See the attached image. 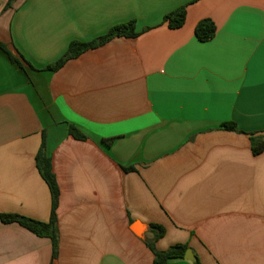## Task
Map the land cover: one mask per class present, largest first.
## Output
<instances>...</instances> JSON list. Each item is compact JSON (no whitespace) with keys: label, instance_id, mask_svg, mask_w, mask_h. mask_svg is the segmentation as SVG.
<instances>
[{"label":"crops","instance_id":"0c3cea01","mask_svg":"<svg viewBox=\"0 0 264 264\" xmlns=\"http://www.w3.org/2000/svg\"><path fill=\"white\" fill-rule=\"evenodd\" d=\"M8 1L0 41L34 69L0 49V215L50 220L44 135L61 195L57 258L49 238L0 218V264H154L150 224L166 228L159 251L188 244L200 264H264V152L249 136L264 135V0H19L4 11ZM183 5L181 28L163 24ZM205 19L217 32L201 42ZM130 21L137 37L45 69L73 41Z\"/></svg>","mask_w":264,"mask_h":264},{"label":"trees","instance_id":"16d2710c","mask_svg":"<svg viewBox=\"0 0 264 264\" xmlns=\"http://www.w3.org/2000/svg\"><path fill=\"white\" fill-rule=\"evenodd\" d=\"M19 0H9L6 4L4 11L12 9L14 4ZM187 18V5L180 6L175 10L169 12L164 16L163 24H167L170 29L181 28ZM217 27L211 19H205L198 23L196 26L195 34L199 41L208 42L215 37ZM138 36L136 32V22L130 21L121 23L113 26L109 32L95 40L90 42L73 41L67 53L57 62L48 65L45 69L49 71L60 70L68 61L75 59L82 55L84 52L98 48L105 45L109 41L117 37L135 38ZM0 49L8 56L9 60L17 64L20 68L25 69L26 67L34 69V67L27 62V60L21 54H14L7 44L0 41ZM222 128L229 131H237L235 123H225ZM70 135L77 139L84 141L87 136L82 133L74 125L70 126ZM251 147L254 155H259L264 152V135L263 134H250ZM114 138L106 139L104 142L110 146L112 145ZM36 165L39 173L47 183L52 199L51 215L48 222L37 221L27 217L3 214L0 215L1 220L4 223H19L29 231L33 232L39 237L49 238L52 241V259L53 261L57 258L59 252V228H58V207L60 200V188L53 171V164L51 158L46 152V136L44 135L42 145L36 156ZM125 171H134L133 167H124ZM150 232L153 233L151 239H145L149 248L155 255L154 264H169L171 260L185 258L186 252L190 249L188 244H177L170 247L166 251H159L156 248V242L166 234V228L160 224H150ZM196 264H200L199 260Z\"/></svg>","mask_w":264,"mask_h":264},{"label":"water","instance_id":"95a60500","mask_svg":"<svg viewBox=\"0 0 264 264\" xmlns=\"http://www.w3.org/2000/svg\"><path fill=\"white\" fill-rule=\"evenodd\" d=\"M146 227L144 225H142L141 223L139 222H136L133 224L132 226V230L138 235V236H143V232H144V229ZM185 258L190 260V261H197V258L196 256L193 254V251L191 249H189L187 252H186V255H185Z\"/></svg>","mask_w":264,"mask_h":264}]
</instances>
